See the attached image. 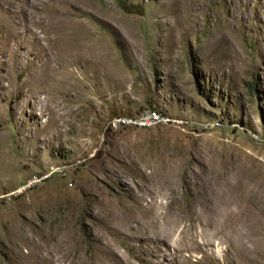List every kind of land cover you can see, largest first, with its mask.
<instances>
[{"label":"rangeland","instance_id":"374dc122","mask_svg":"<svg viewBox=\"0 0 264 264\" xmlns=\"http://www.w3.org/2000/svg\"><path fill=\"white\" fill-rule=\"evenodd\" d=\"M84 1L0 0V264H264V0Z\"/></svg>","mask_w":264,"mask_h":264},{"label":"bare ground","instance_id":"6f19581e","mask_svg":"<svg viewBox=\"0 0 264 264\" xmlns=\"http://www.w3.org/2000/svg\"><path fill=\"white\" fill-rule=\"evenodd\" d=\"M63 1L73 5V7H74L73 9L77 10L78 12H81V14H85V11H86L85 8L88 6V4L84 0H63ZM89 9L93 10V8H91V7ZM65 11H66V9H65ZM67 13H59L58 12L57 14H54V16L51 19H45L44 17H41V16H39L38 18H34L33 16H31V19L33 20L35 25L39 27L40 33H42L44 35V37H49L48 36L49 31H52L53 34H55V35L56 34L59 35V33H67V32L68 33H73V34H76L78 32L82 33V34L83 33L84 34H89L90 28H89V25H86L87 23L86 24L82 23V24H78L77 25L75 22H72V21L68 20L69 16H66ZM93 16H94V18H99V19L101 17L100 15L97 14L96 11H95V14H92V17ZM77 18H78V16H77ZM109 19H110V15H106V20L109 21ZM105 24H107V23H105ZM111 25H112V22H111ZM68 36H70V35H68ZM74 37H76V35H74L73 38ZM68 38L70 40V37H68ZM71 40H73V39H71ZM64 44L67 46V42L66 43L64 42ZM65 45L63 47L61 46L62 49H60V50H62L63 52L68 53L71 56L70 61H72V62H74V61L75 62H80L87 55V54H85V52H86V50L84 48L85 44L83 45V43H81V42H74V44L70 48L66 47Z\"/></svg>","mask_w":264,"mask_h":264},{"label":"built area","instance_id":"2783aa9c","mask_svg":"<svg viewBox=\"0 0 264 264\" xmlns=\"http://www.w3.org/2000/svg\"><path fill=\"white\" fill-rule=\"evenodd\" d=\"M170 120L161 116L155 111H145L135 117L131 116H116L110 121V127L118 128L120 126H150L156 123H168Z\"/></svg>","mask_w":264,"mask_h":264}]
</instances>
